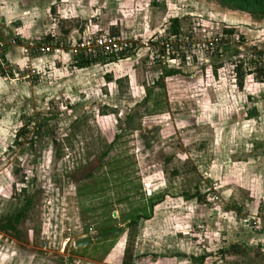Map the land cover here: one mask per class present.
Masks as SVG:
<instances>
[{
  "label": "rangeland",
  "instance_id": "1",
  "mask_svg": "<svg viewBox=\"0 0 264 264\" xmlns=\"http://www.w3.org/2000/svg\"><path fill=\"white\" fill-rule=\"evenodd\" d=\"M7 3L0 264H264V0ZM105 34L135 46L75 67Z\"/></svg>",
  "mask_w": 264,
  "mask_h": 264
},
{
  "label": "built area",
  "instance_id": "2",
  "mask_svg": "<svg viewBox=\"0 0 264 264\" xmlns=\"http://www.w3.org/2000/svg\"><path fill=\"white\" fill-rule=\"evenodd\" d=\"M222 39L224 38H215L213 42H210L209 46H211V49H213V46H215L218 42H221ZM17 44V38L12 37L9 45L17 46ZM6 45L7 43L0 37V70L4 75H8L10 73V70L7 71V67H5ZM134 46V43L121 42L120 38L109 34L96 35L94 38H88L87 40H83L81 43L76 44L72 53L73 59L83 58L91 61L101 60L109 57L112 58V56H118V54H121L122 52H129V50L133 49ZM24 48L27 49H25L26 51H29V54L32 52L36 56H50L55 50H57V47H54L53 44L38 41L34 44L33 42H27L26 47Z\"/></svg>",
  "mask_w": 264,
  "mask_h": 264
},
{
  "label": "crops",
  "instance_id": "3",
  "mask_svg": "<svg viewBox=\"0 0 264 264\" xmlns=\"http://www.w3.org/2000/svg\"><path fill=\"white\" fill-rule=\"evenodd\" d=\"M9 0H0V21H1V26H0V37L7 43L6 45V62L8 61V57L13 56L16 58L17 54V49H20L19 46H11L9 45L10 39L12 37H17V40L19 39L22 40V36H20V31L17 29L16 26H12L11 21L12 18L15 17L10 14V6H8L9 3H7ZM19 33L16 35V33ZM22 50V49H21ZM16 61V60H15ZM0 75H4L3 72H1Z\"/></svg>",
  "mask_w": 264,
  "mask_h": 264
},
{
  "label": "trees",
  "instance_id": "4",
  "mask_svg": "<svg viewBox=\"0 0 264 264\" xmlns=\"http://www.w3.org/2000/svg\"><path fill=\"white\" fill-rule=\"evenodd\" d=\"M174 27H177V21L174 20L173 21ZM179 29V28H178ZM174 30L173 32H171V34L173 36H178L179 34V30ZM102 60V59H101ZM100 61V60H98ZM97 60H87V59H83V58H75L74 61V66L79 68V69H84L87 68L88 66L92 65L93 63H96ZM30 199L31 196L28 195L25 198V205L23 207V209L19 212H17L16 214L9 216L7 218L4 219L3 224H0V230L4 231V232H9V231H17V225L20 223L21 219L24 216V211L27 208V206H29L30 203ZM156 204H151V208L154 207ZM139 219H143V220H148L150 219L149 216H142L141 218L139 217ZM203 258H199V261H202Z\"/></svg>",
  "mask_w": 264,
  "mask_h": 264
},
{
  "label": "water",
  "instance_id": "5",
  "mask_svg": "<svg viewBox=\"0 0 264 264\" xmlns=\"http://www.w3.org/2000/svg\"><path fill=\"white\" fill-rule=\"evenodd\" d=\"M147 194H150V192L147 191ZM113 217H115V214H113ZM119 232H120V228H117L116 230L112 231L111 233L97 235L93 239L92 238L82 239V240L77 241L75 246H76V248L90 246L93 243V241L104 239V238L109 237L111 235H115Z\"/></svg>",
  "mask_w": 264,
  "mask_h": 264
}]
</instances>
